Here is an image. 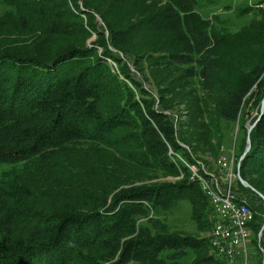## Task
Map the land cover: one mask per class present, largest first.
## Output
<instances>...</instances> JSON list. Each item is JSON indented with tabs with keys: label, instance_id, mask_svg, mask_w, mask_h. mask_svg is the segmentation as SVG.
Wrapping results in <instances>:
<instances>
[{
	"label": "trees",
	"instance_id": "16d2710c",
	"mask_svg": "<svg viewBox=\"0 0 264 264\" xmlns=\"http://www.w3.org/2000/svg\"><path fill=\"white\" fill-rule=\"evenodd\" d=\"M2 1L12 8L0 16V164L10 165L0 173V264H227L208 236L171 230L157 215L187 200L199 230L215 222L188 162L226 183L190 150L170 89L154 95L146 75L134 74L130 65L142 70L131 47L151 50L181 86L199 87L192 117L212 114L217 131L218 121L237 123L236 172L245 123L264 96V13L230 30L203 15L199 0ZM249 136L239 173L264 195V107ZM98 147L116 152V169L101 163L93 185L81 170ZM126 162L176 179L136 183L120 174ZM230 192L254 212L248 226L262 264L264 200L236 177Z\"/></svg>",
	"mask_w": 264,
	"mask_h": 264
},
{
	"label": "rangeland",
	"instance_id": "374dc122",
	"mask_svg": "<svg viewBox=\"0 0 264 264\" xmlns=\"http://www.w3.org/2000/svg\"><path fill=\"white\" fill-rule=\"evenodd\" d=\"M256 1L257 0H199L198 10L203 15L207 16L214 14L219 15L221 22L220 24H223L230 30H235L245 25L251 18L257 16L256 12H254L256 10L255 7V9L248 12L245 11L241 13L240 10L242 6L252 4ZM11 8V5L0 0V16L4 15V13ZM97 16L99 15H96L95 17L97 20V25L102 24V19L100 18L99 20ZM105 32L107 33V30H105ZM94 38L95 33H93L87 39V41L93 40ZM159 38L157 42L161 39ZM139 46L141 48H139ZM139 46H133L131 48L136 53H139V67L142 72L139 73L138 70H135L133 65H130V68L138 78H141L143 73L146 75V86L152 92H154V95H157V87L159 86L164 85L170 89V100L167 102L171 105L172 109L180 115L186 137L190 138L193 144V148H190V150L193 151V153L200 159H203L206 162L204 168L207 171H211L212 173L219 172L221 173L222 177L225 176V173H223L224 168L223 166L219 165L218 159L221 157H226V160L232 158V161H234L236 154L238 156L243 148L239 143V140L242 137V131L238 130L237 123L234 122L227 124L222 121H218L216 123L220 124V129L217 131L209 125V122L214 121L213 123H215V121H217L214 119L212 114L198 112L197 116L192 117L190 115L188 105L194 104V101L197 100V97L203 96V94H201L199 91V87L190 86L186 82L181 86L183 79H179V72L170 71L157 66L154 62H152L153 59L150 57L151 50H145L144 46L140 44ZM235 52H238L242 57H246L247 55V51L244 49L235 50ZM157 53L158 51H156V54ZM199 104H201V102H199ZM214 146L216 147L213 148ZM111 151L112 150L108 147H98L93 152L91 156V161L93 163L85 164L83 167L84 170H81L86 181L93 185L97 183L96 174L98 171L100 172L101 163L105 162L109 168L116 169L115 165L111 164L110 162L111 157H114L113 155H116V152ZM188 163L190 164V167H192L191 169L194 171H197L198 167L200 166L199 163ZM8 167H10V165L0 164V173ZM120 174H123L124 177L137 178L135 180L136 183L176 179V177L170 175L144 172L133 165L128 164L127 162L124 164V169L122 172H120ZM190 214V204L187 200H180L171 209L160 210L157 213L158 216L166 221L168 227L171 230L179 229L193 234L208 236L210 229L199 230ZM262 233H264V231ZM252 235L253 232L251 231V234L248 238V243H250L248 246L249 257L252 262L254 261L256 262L255 264H258L259 258L261 257V251L258 249V247H256L257 245H255V242H252L254 238ZM258 240H260L259 236ZM210 252H213L211 248Z\"/></svg>",
	"mask_w": 264,
	"mask_h": 264
},
{
	"label": "built area",
	"instance_id": "2783aa9c",
	"mask_svg": "<svg viewBox=\"0 0 264 264\" xmlns=\"http://www.w3.org/2000/svg\"><path fill=\"white\" fill-rule=\"evenodd\" d=\"M252 4L264 13V0ZM218 163L224 168H222L225 173L223 181L226 185L224 186L217 184L216 176L210 174L207 178L192 169L212 203L210 216L216 217L208 233L210 247L213 253L224 258L227 264H255L256 262L250 260L248 249L250 244L248 238L251 234L248 222L252 220L254 212L246 200L236 201L230 192V184L236 176L232 170V158L226 160V157H221ZM261 234L259 232L258 236L260 237Z\"/></svg>",
	"mask_w": 264,
	"mask_h": 264
},
{
	"label": "water",
	"instance_id": "95a60500",
	"mask_svg": "<svg viewBox=\"0 0 264 264\" xmlns=\"http://www.w3.org/2000/svg\"><path fill=\"white\" fill-rule=\"evenodd\" d=\"M98 19L100 20V17L97 16ZM263 107H264V96L262 97L261 99V103H260V114L257 116V118L251 122L250 119H248L245 123V126L247 128V135H246V144H245V147L241 153V155L239 156V159L236 163V172H235V175H236V178L245 186H248L250 187L253 191H255L257 194H259L263 200H264V195L257 191L252 185L249 184V182H247L239 173V166H240V161L241 159L243 158V156L246 154V152L249 150L250 146H251V141H250V136H249V133H250V130L252 129L253 125L255 124V122L258 120L259 116L261 115V112L263 111ZM264 231V216H263V222H262V225H261V228L259 230L260 234ZM262 264H264V251H263V261H262Z\"/></svg>",
	"mask_w": 264,
	"mask_h": 264
},
{
	"label": "crops",
	"instance_id": "0c3cea01",
	"mask_svg": "<svg viewBox=\"0 0 264 264\" xmlns=\"http://www.w3.org/2000/svg\"><path fill=\"white\" fill-rule=\"evenodd\" d=\"M224 178V177H223Z\"/></svg>",
	"mask_w": 264,
	"mask_h": 264
}]
</instances>
